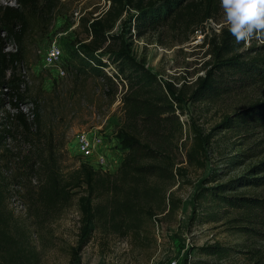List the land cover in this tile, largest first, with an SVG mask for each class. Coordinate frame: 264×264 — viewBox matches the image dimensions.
<instances>
[{
  "label": "trees",
  "instance_id": "obj_1",
  "mask_svg": "<svg viewBox=\"0 0 264 264\" xmlns=\"http://www.w3.org/2000/svg\"><path fill=\"white\" fill-rule=\"evenodd\" d=\"M14 1V5L0 4V264H43L33 234L49 230L74 201L80 213L77 243L72 247L76 256L96 231L126 239L138 250L149 247L157 242L155 229L161 215H174L182 206L173 187L185 177L177 159L185 125L179 115L184 113L183 104L264 86V42L257 45L253 39L248 46L237 44L222 24L203 40L209 55L204 73L192 84L177 86L133 54L127 15L135 17L137 36L148 28L146 23L154 27L170 22L177 29L184 23L193 33L209 20H220V0H105L101 13L80 18L87 38H80L71 54L78 61L74 66L79 73L83 67L101 73L116 64L112 76L103 72L107 95L118 92L113 77L126 81L121 91L125 121L117 135L127 152L113 174L85 162L69 169L60 162L54 134L44 130L40 99L31 95L22 74L27 68L26 40L34 22H48L57 1ZM118 24L119 32L114 31ZM28 101L33 108L26 112L22 106ZM217 128H237L249 138L261 133L241 155L260 156L264 152V89L247 107L225 115ZM192 132L194 144L187 151L190 161L198 159V149L209 138L198 136L197 128ZM218 175L205 184L216 181ZM248 187H264V158L238 177L195 194L193 220L199 200H210L239 211L232 222L247 236L242 245L215 242L201 247V254L216 260L206 264H222L219 261L232 254L241 255L245 264H264V195L243 191ZM22 190L25 216L18 217L8 199ZM207 214L209 221L221 218L216 212Z\"/></svg>",
  "mask_w": 264,
  "mask_h": 264
},
{
  "label": "rangeland",
  "instance_id": "obj_2",
  "mask_svg": "<svg viewBox=\"0 0 264 264\" xmlns=\"http://www.w3.org/2000/svg\"><path fill=\"white\" fill-rule=\"evenodd\" d=\"M55 1L57 6L52 18L45 24L35 21L27 37V68L22 74L28 81L31 95L40 99L44 130L47 134H54L61 164L72 169L85 162L96 170L116 173V165L123 161L127 152L117 135V130L125 121L121 91L126 81L121 82L113 77L118 92L107 95L103 72L112 76L116 72V64H110L101 73L89 67L81 68L79 73L74 66L78 61L71 54L78 46L77 41L87 38L80 18L91 19L101 13L106 7L105 0ZM0 4L14 5L15 1L0 0ZM134 12L133 10L132 13ZM128 16V28H131L133 34L128 41L132 42L133 54L138 59L144 58L146 65L163 80H173L177 86L185 82L192 84L198 75L204 73L209 55L202 45L203 40L225 24L223 14L219 16V21L209 20L193 33L184 23H179L178 29L170 22L159 23L154 27L146 23L148 28L141 36H137L135 17L129 19ZM120 28L118 24L114 31L119 32ZM255 40L257 45L262 43V40ZM250 43L251 41L246 43V46ZM54 45L62 50L58 65L45 60L47 50ZM8 48L13 49L12 46ZM59 66L65 70V74ZM263 89L264 86L260 85L195 103L186 100L183 104L184 113L178 111L185 125L177 159L179 166L183 167L185 177L181 180V185H175L173 189L182 198V206L174 215H161L163 219L155 229L156 243L138 250L130 247L126 239L114 235L103 236L96 231L76 256L72 247L77 243L80 213L74 201L58 219L52 221L49 230L33 234V240L41 250L43 264H206L216 260L201 254V247L215 242L226 246L245 243L247 236L235 228L236 223L232 222L239 211L210 200H199L198 216L193 220L194 198L203 187L226 183L264 158V152L260 156H241L261 133L249 138L237 128H217L225 115H233L247 107L262 95ZM22 107L25 111H30L33 104L28 101ZM193 128L198 129V136L209 138L204 142L203 149H198V159L190 161L187 151L194 144ZM83 132L95 140L94 151L86 158L80 154L77 141V137ZM101 156H104V160ZM216 173H219L215 178L217 180L205 184V180L214 177ZM243 191L264 195V187H248L243 188ZM23 193V190L17 191L8 199L9 207L18 217H24L25 210L17 209V202L13 199L22 201L25 199ZM210 212L219 214L220 220L209 221L207 213ZM219 263L245 264L241 255L235 254Z\"/></svg>",
  "mask_w": 264,
  "mask_h": 264
},
{
  "label": "clouds",
  "instance_id": "obj_3",
  "mask_svg": "<svg viewBox=\"0 0 264 264\" xmlns=\"http://www.w3.org/2000/svg\"><path fill=\"white\" fill-rule=\"evenodd\" d=\"M225 27L237 44L264 42V0H220Z\"/></svg>",
  "mask_w": 264,
  "mask_h": 264
},
{
  "label": "built area",
  "instance_id": "obj_4",
  "mask_svg": "<svg viewBox=\"0 0 264 264\" xmlns=\"http://www.w3.org/2000/svg\"><path fill=\"white\" fill-rule=\"evenodd\" d=\"M61 56H62L61 48L54 45L47 50V52L45 54V60L47 61V63H54V64L58 65ZM59 67H60L61 72L63 74H65V70L63 68H61V66H59ZM23 110L25 111V109H23ZM77 141H78V148H79L80 154L85 158L90 157L92 152L94 151L95 140L91 136H89L86 132H83L77 137ZM100 158L102 160H104V156H101ZM12 198H14V197H12ZM13 201L17 202V205H16L17 209H19V210H25L26 209L25 203L23 201H21V200L16 201L15 199H13Z\"/></svg>",
  "mask_w": 264,
  "mask_h": 264
},
{
  "label": "crops",
  "instance_id": "obj_5",
  "mask_svg": "<svg viewBox=\"0 0 264 264\" xmlns=\"http://www.w3.org/2000/svg\"><path fill=\"white\" fill-rule=\"evenodd\" d=\"M107 154H108V153H107ZM120 165H121V161H120V163H118V164L116 165V167H115V171H116V172L118 171Z\"/></svg>",
  "mask_w": 264,
  "mask_h": 264
}]
</instances>
